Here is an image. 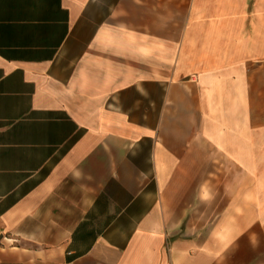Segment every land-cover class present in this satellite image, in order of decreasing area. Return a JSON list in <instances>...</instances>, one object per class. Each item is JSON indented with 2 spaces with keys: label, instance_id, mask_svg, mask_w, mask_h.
Returning <instances> with one entry per match:
<instances>
[{
  "label": "crops",
  "instance_id": "obj_1",
  "mask_svg": "<svg viewBox=\"0 0 264 264\" xmlns=\"http://www.w3.org/2000/svg\"><path fill=\"white\" fill-rule=\"evenodd\" d=\"M0 264H264V0H0Z\"/></svg>",
  "mask_w": 264,
  "mask_h": 264
}]
</instances>
